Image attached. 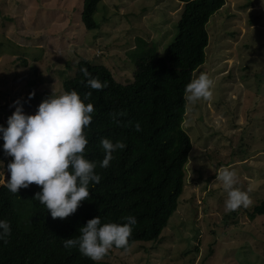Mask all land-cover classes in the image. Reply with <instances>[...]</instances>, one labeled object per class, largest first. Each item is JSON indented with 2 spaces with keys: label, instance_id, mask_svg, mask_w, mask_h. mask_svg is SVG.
Returning a JSON list of instances; mask_svg holds the SVG:
<instances>
[{
  "label": "rangeland",
  "instance_id": "rangeland-1",
  "mask_svg": "<svg viewBox=\"0 0 264 264\" xmlns=\"http://www.w3.org/2000/svg\"><path fill=\"white\" fill-rule=\"evenodd\" d=\"M82 3L0 0V126L14 101L28 115L52 92L61 94L67 63L93 59L126 84L133 79L128 53L137 38L165 54L183 8L177 0H103L94 15L99 28L88 31ZM207 30L206 60L194 78L208 76L210 96L186 104L183 128L192 150L178 209L159 240L134 243L127 251L112 248L100 261L264 264V217L251 216L264 200V0H226ZM10 160L0 150L4 180ZM222 167L235 172L247 207L225 210V193L215 182Z\"/></svg>",
  "mask_w": 264,
  "mask_h": 264
},
{
  "label": "trees",
  "instance_id": "trees-1",
  "mask_svg": "<svg viewBox=\"0 0 264 264\" xmlns=\"http://www.w3.org/2000/svg\"><path fill=\"white\" fill-rule=\"evenodd\" d=\"M102 1L83 0L81 21L88 31L99 28L94 15ZM177 1L184 6L173 41L165 54L159 55L154 44L137 38L136 46L128 53L135 66L133 79L126 84L118 82L105 64L93 59L67 63L66 70L60 72L63 92L75 91L93 107L90 125L83 130L88 141L83 154L97 162L94 172L100 181L90 182L89 198L61 220L51 218L33 199L40 186L33 183L13 194L3 187L0 177V219L6 220L10 228L9 234L0 238V264H112L93 262L75 247H62V239L77 235V229L96 216L102 224L124 223L122 217H135L127 248L120 251L129 250L134 243L161 238L178 209L192 150L191 139L183 128L187 106L184 89L205 63L209 21L226 4V0ZM91 78L102 84L100 90L87 86L85 81ZM136 123L139 132L133 127ZM101 138L125 145L112 153L105 168L99 167L103 158ZM8 178L9 173L5 182ZM256 215L264 217V200L252 210L251 216Z\"/></svg>",
  "mask_w": 264,
  "mask_h": 264
},
{
  "label": "clouds",
  "instance_id": "clouds-1",
  "mask_svg": "<svg viewBox=\"0 0 264 264\" xmlns=\"http://www.w3.org/2000/svg\"><path fill=\"white\" fill-rule=\"evenodd\" d=\"M183 4V3H181ZM184 6V4H183ZM85 77L88 73L84 72ZM90 89L100 90L102 84L95 78L86 79ZM211 80L205 73H200L186 84L184 100L194 103L210 96ZM30 92L28 98L31 99ZM91 93H86L87 100ZM15 110L6 119V126H0V150L5 157H11L7 163L9 178L3 187L17 194L19 188L30 184L40 186V191L33 199L42 204L51 218L63 220L73 214L82 201L89 198V185L99 183L100 176L94 172L96 161L84 157V148L88 143L83 130L91 122L93 107L85 104L77 92L67 91L59 95L53 92L38 104L34 114H24L18 101H14ZM139 132L140 125H133ZM99 146L103 158L99 167L105 168L112 159V153L123 149L124 144L117 140L113 143L108 138H101ZM3 168V162L0 161ZM225 193L224 208L234 211L238 207H247L250 203L246 192L235 187L236 174L227 167H222L215 174ZM214 182V183H215ZM124 223H101L100 217H93L77 229L78 234L62 239L65 249L75 247L78 252L93 262L100 261L113 247L127 248V238L136 219L132 215L121 218ZM6 220L0 219V238L9 234Z\"/></svg>",
  "mask_w": 264,
  "mask_h": 264
}]
</instances>
